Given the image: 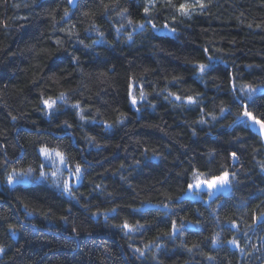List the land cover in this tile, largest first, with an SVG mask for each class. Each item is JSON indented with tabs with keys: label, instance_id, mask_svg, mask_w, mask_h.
<instances>
[{
	"label": "trees",
	"instance_id": "trees-1",
	"mask_svg": "<svg viewBox=\"0 0 264 264\" xmlns=\"http://www.w3.org/2000/svg\"><path fill=\"white\" fill-rule=\"evenodd\" d=\"M250 88L264 0H0V264H264ZM41 147L79 165L70 192ZM224 172L229 192L189 194Z\"/></svg>",
	"mask_w": 264,
	"mask_h": 264
},
{
	"label": "snow or ice",
	"instance_id": "snow-or-ice-1",
	"mask_svg": "<svg viewBox=\"0 0 264 264\" xmlns=\"http://www.w3.org/2000/svg\"><path fill=\"white\" fill-rule=\"evenodd\" d=\"M189 7H193V6L186 5V4H181V5H179L177 11H179L182 15H189L190 14L189 11H188ZM201 7H203V5H201ZM145 12L146 13L148 12L147 8H145ZM67 15H68V13H67V11H65V16H67ZM140 27L142 28L143 25H140ZM199 69H200L201 72H203L205 70V65L201 64L199 66ZM144 98H145V96H144V93L142 92L141 93V99H144ZM176 99H180V98L176 97ZM188 100L191 102L192 98L188 97ZM131 102H132L133 105L136 104L135 97L132 98ZM44 103L48 107L52 106V104L49 103V101H47V100H45ZM245 117L249 118L255 124L259 125L260 131H264V121H262L261 119H258L257 117H255L251 112H249L247 110L246 107H245V110L243 111L242 115L238 116L237 119H243ZM81 119H84V117L81 116ZM39 151L46 159L58 158L60 163H65V155H64V153H62V152H60V151H58L56 149L49 150L47 147H41ZM233 156H235V154H233ZM43 169H44V165H41L40 176L42 178H46L47 177V173ZM29 171H31V169ZM58 172H59V169L57 168L56 170L52 171L51 175L53 177H57ZM80 174H81V169H80L79 165H77L73 175L76 176L77 178H79ZM14 175H18V174L15 173V171H14L12 174H9V176H8V182L10 184L13 182ZM25 175H27V173H25ZM202 183L206 184L207 188H209V189L215 188L218 184L222 186L224 184L229 183L228 173L224 172L222 175L215 176V177H213L210 180L209 179H205L204 181H202ZM63 187H64L65 191H69L70 192V187H69L68 181H63ZM192 187H193V185L189 184V188H192ZM196 187H200V184H196ZM210 195H211V193H210ZM123 227L124 228H128L129 230H132L131 227L127 223H125L123 225ZM172 227H173V231L177 230L175 222H173V226ZM229 243L232 244V245H238V241L236 239H233V240L229 241ZM0 251H2V249H0Z\"/></svg>",
	"mask_w": 264,
	"mask_h": 264
},
{
	"label": "rangeland",
	"instance_id": "rangeland-1",
	"mask_svg": "<svg viewBox=\"0 0 264 264\" xmlns=\"http://www.w3.org/2000/svg\"><path fill=\"white\" fill-rule=\"evenodd\" d=\"M169 32V30H167ZM264 91V88H257V89H247V93L250 95V96H254L260 92ZM47 167L50 166V168L44 170L46 173H47V177L46 178H51V180L55 181L56 183H59L61 181H59V179L63 177L64 174L67 173L68 177L66 179V181H68L69 183V187H71V185L73 184V181L74 180H77V183H79L80 179H81V174L79 176V178H77L76 176L73 175L74 172L70 173L69 171H65V167L63 165V163H60L59 162V159L58 158H55V159H51L47 162ZM59 169V172L57 174V177H53L51 175L52 171L56 170V169ZM42 178V177H41ZM46 178H42V179H46ZM205 179H211V178H206L204 176H197L194 183L192 184L193 187L190 188L189 190V194L190 195H201V194H208L209 196L211 197H214L216 195H218L219 193H222V192H229L230 189H231V176L228 174V180H229V183L227 184H224V185H217L215 188L213 189H209L207 188L206 184L202 183V181H204ZM31 180V176L30 175H26V176H23V180L21 179L20 180V176L19 177H13V182L11 183V185H15V184H18L20 181H24V182H29ZM63 183V181L61 182ZM196 184H200V187H196ZM211 193V195H210Z\"/></svg>",
	"mask_w": 264,
	"mask_h": 264
},
{
	"label": "water",
	"instance_id": "water-1",
	"mask_svg": "<svg viewBox=\"0 0 264 264\" xmlns=\"http://www.w3.org/2000/svg\"><path fill=\"white\" fill-rule=\"evenodd\" d=\"M80 0H68L69 6L72 9H76L78 7ZM250 120V119H249ZM252 129L264 142V131H260L259 125L255 124L252 120H250Z\"/></svg>",
	"mask_w": 264,
	"mask_h": 264
}]
</instances>
